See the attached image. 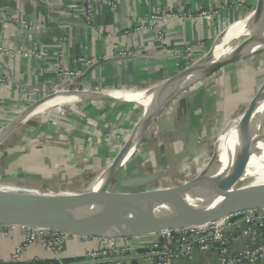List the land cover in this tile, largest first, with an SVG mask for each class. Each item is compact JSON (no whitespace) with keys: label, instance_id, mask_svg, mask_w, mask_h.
<instances>
[{"label":"crops","instance_id":"0c3cea01","mask_svg":"<svg viewBox=\"0 0 264 264\" xmlns=\"http://www.w3.org/2000/svg\"><path fill=\"white\" fill-rule=\"evenodd\" d=\"M114 1V10L99 8L93 20L84 25L79 9L73 8L77 0H0L1 10L39 24L28 37L15 23L0 22V47L13 52L0 54V77L7 81L0 86V133L5 123L44 98L58 93L78 96L62 108L50 110L53 114L62 112L59 121H53L51 113L41 115L49 126L41 146L20 153L8 144L0 145V178L12 174L17 186L79 190L71 188L72 182L81 183L89 171L98 174L105 170L124 144L130 140L134 144L132 130L126 136L130 130L117 133L113 129L130 125V118L142 107L133 100L117 99L109 92L122 85L130 91H143L168 79L184 59L196 58L211 43L213 47L219 43L256 5V0ZM154 9L187 17L163 24L160 37L153 29L137 33L138 26L147 25ZM205 11L214 13L211 19L200 16ZM77 57L90 59L91 65L74 66L72 60ZM256 58L249 55L228 64L173 97L136 139L134 149L128 150L112 188H117L120 181L139 180V187L124 188L125 191L152 189L160 183L162 190L169 191L190 180L189 175L202 173L211 159V135L223 127L225 131L227 120L247 108L264 84V73L255 65ZM62 69L75 71L76 76L72 83L59 87L63 83ZM53 90L56 92L51 95ZM33 120L36 119L27 123ZM169 186L172 188H166ZM234 229L231 233L237 234L245 227L238 223ZM22 239L19 228L8 235L0 234V264L87 258L89 251L98 248L97 240L79 236L66 242L61 253L54 255L41 243L33 242L22 251L18 261H13L12 254ZM146 242L147 239H130L125 245L133 252L155 249ZM251 245L242 238L231 243L229 251L238 253ZM177 246L174 240L168 250L174 251ZM149 254L135 253L129 259H144ZM122 260L116 256L113 262ZM217 262L215 250H195L188 257L174 259L173 264Z\"/></svg>","mask_w":264,"mask_h":264},{"label":"bare ground","instance_id":"6f19581e","mask_svg":"<svg viewBox=\"0 0 264 264\" xmlns=\"http://www.w3.org/2000/svg\"><path fill=\"white\" fill-rule=\"evenodd\" d=\"M249 21H246L245 23L243 19L239 21L237 25L230 29L223 39L214 46L215 48L222 47L217 49L216 52L212 54L211 58L203 59L201 62L197 64L195 63L192 67L189 66L185 70V74H180L178 77L171 79L167 83L158 82L155 83V85H149V87L143 91H130L127 89L119 90L113 95V97L119 98L120 100H136L142 101L141 103L145 102L144 104H147L149 107L150 115L153 112V107L157 101V96L159 95L158 92L160 90L163 96L162 98L166 97L167 99L179 89L189 86L198 80L199 75L192 72L200 70L206 71L219 64V66H221L228 60L244 58L263 49L264 6L260 7L257 13ZM251 21L256 23V26H253ZM168 83L170 84L167 85ZM160 87L161 89H158ZM154 90L155 92H153ZM72 97L73 95H55V97H52V100L48 102L50 105L48 107L52 110L57 106V102L60 101L64 104ZM44 107L45 106H43L41 110H44ZM227 130L228 129L224 132H227ZM6 133L7 131L4 132V135ZM139 133L140 129L136 131L134 141L139 137ZM216 151L219 158L217 167L197 186L185 189L184 187L186 184H184L168 191L171 195L170 199L153 203H139L140 207L151 213L154 212L155 215L166 216L168 219H172L178 205L183 200L187 201L191 207L189 214L190 217L177 228L159 231L144 227L132 220L129 216L123 214L116 204L108 207V211L102 215L99 222L93 223L89 226L100 229L104 236L110 238L142 237L143 235H149L152 238L156 234L164 233L165 231H178L207 225L210 222L200 224L199 221H207L222 215V208L216 204L222 199H228L230 197H234L235 199L264 198V102L253 114L251 111H247L245 114L241 115L237 121L233 122L230 131L223 135L218 141ZM108 172V168L99 172L91 184V189L95 191L103 188ZM240 172H243V176L240 179L239 186L235 189H220L218 192L216 191L213 193L214 196L219 197L216 202L207 204L205 198L195 196L197 193L203 192L204 190H214L216 185L230 181L235 174ZM158 190L162 189L160 188ZM0 193L19 192H14L0 186ZM60 194L55 191L51 193L49 190H44L41 191L40 195L34 194L33 196H27L25 194V201H31L37 204H50L59 201L62 198L70 197V195ZM43 195L54 196L57 198H50ZM224 218L225 217L219 218V220L221 221ZM226 221L228 220L226 219Z\"/></svg>","mask_w":264,"mask_h":264},{"label":"water","instance_id":"95a60500","mask_svg":"<svg viewBox=\"0 0 264 264\" xmlns=\"http://www.w3.org/2000/svg\"><path fill=\"white\" fill-rule=\"evenodd\" d=\"M262 2L263 0H256L254 11L261 7ZM244 20L246 19L244 18L243 21ZM251 23L253 26H256V23H254L253 21H251ZM211 49L208 53H210ZM240 59L243 58H236L232 61H227L221 66H219V64L206 71H194L192 73H197L199 75L198 80L196 81L198 82L201 79H204L215 73L216 71L222 69L226 65L234 63ZM187 68L188 67H185L176 75L169 77L166 80L169 81L178 77L180 74H185V70ZM169 84L170 83H168L167 85ZM189 86L179 89L175 94L169 96L167 99L166 97L162 98L163 96L160 90L158 92L159 95L157 96V101L153 107V112L147 117L146 114L143 115L142 120H140L132 130L131 139L135 137V133L138 129H140L141 133L144 132L150 125L152 120L159 114L161 109L180 91ZM158 89H161V87ZM153 92H155V90ZM263 102L264 84L260 87L243 114H245L247 111H251V113L253 114ZM130 141L123 145V147L120 149V151L112 161L111 165L108 167L109 172L106 176L104 186L99 190L94 191L93 189H90L81 193L69 192L70 197L62 198L61 200L52 202L50 204H37L31 201H25L26 195L21 193H0V225H16L45 230L50 229L76 236H102L104 234L100 229L93 228L89 225L99 222L102 218V215L106 211H108V207L116 204L123 212V214L129 216L132 220L144 227L159 231L172 230L174 228H177L190 217L189 214L191 207L187 201L183 200L178 205L173 218L168 219L166 216L155 215L154 212L151 213L150 211L139 206V203L141 202L153 203L170 199L171 195L167 190L150 189L136 192L125 191L124 188L139 187L140 182L138 179L136 183H130L129 180L120 181L119 185H117V189L111 187L118 168L122 164V161L128 153V150L132 146V141ZM218 162L219 158L216 151V153L214 154V158L211 161V167L213 168L208 171V173L206 172L200 174L198 177L186 183L184 188H193L204 181L217 167ZM242 176L243 172L237 173L230 181H227L226 183L220 185H216L214 187V190H204L203 192L197 193V195L195 196L205 198L207 204L214 203L219 197L214 196L213 193H215L216 191L218 192L220 189H235L239 186V182ZM121 189H124V191H122ZM216 204L220 208H222L223 214L207 221H199L200 224L213 222L219 220V218L226 216L230 217L228 220L229 223L234 224L235 222L240 220V218L243 216V212L249 210L264 209V198L235 199L234 197H230L228 199H222ZM234 230V227H231L225 230V233L228 234L233 232ZM142 250L143 251L137 250L136 252L131 251L130 253H126L127 256L125 257H127L128 259H124L119 263L112 262L111 264H151L149 261H146L143 258L132 260L129 259V257L131 255H134L135 253L144 254L150 252H161L163 249L155 248ZM88 261L89 259L84 257H69L59 260L45 259L43 261H36L30 264H78L86 263ZM13 264L19 263L15 262Z\"/></svg>","mask_w":264,"mask_h":264},{"label":"built area","instance_id":"2783aa9c","mask_svg":"<svg viewBox=\"0 0 264 264\" xmlns=\"http://www.w3.org/2000/svg\"><path fill=\"white\" fill-rule=\"evenodd\" d=\"M48 1V0H47ZM62 1V0H54ZM101 7L115 9L116 3L114 0H77V3H74L73 8L79 9V14L81 17L80 20L84 25H88L94 18L97 10ZM213 12L205 11L200 14L203 18H212ZM78 17V18H79ZM187 17L182 13L166 12L161 9H154L147 21V25H140L135 30L137 33H145L146 31L153 29L155 35H162L161 26L166 24L168 21L183 19ZM188 18H192L188 16ZM0 22L6 24L7 22L15 23L28 34V37H31L32 33L39 28L38 23H34L25 18H18L17 15L11 12H6L0 9ZM10 53L12 51H7L5 48L0 47V54ZM26 53V52H24ZM72 60L73 64H83L91 65V60H82L77 57ZM82 62V63H80ZM76 72L68 69H62L60 71L61 83L60 86H64L65 83L71 82L75 79ZM6 77H0V86L5 85ZM59 86V85H58ZM264 211V210H263ZM248 212V211H246ZM229 220V219H228ZM244 224L245 229L240 233L230 234L225 233V230L234 227L235 225H227L226 220L217 221L215 227H209L205 225L199 227L200 229H183L174 231H165L162 239L156 238L154 240L153 248H162L163 250L159 253L150 252L149 255H146L144 259L149 261L151 264H173L174 259L183 258L190 256L193 251H209L215 250L218 255V262L216 264H259L264 262V217H255L250 216L246 219L240 220ZM14 228H19L23 232L22 243L16 247L14 253L12 254V260L18 261L20 254L24 251L28 245L33 242H39L41 245L49 252L54 255L61 253L66 242L78 238L79 236L71 235L67 233H62L56 230L48 229H37L29 228L24 226L16 225H0V234L8 235V233ZM166 236V237H165ZM247 239L251 242V246L246 247L238 253H230L229 247L231 243L238 241L239 239ZM177 241L178 246L174 251L168 250V246L172 241ZM129 251L131 252V247L125 245H112L108 247H100L97 250H92L87 253V258L89 259L86 263L78 264H111L113 261H105V263H97L100 256H105L106 254L117 253L118 251Z\"/></svg>","mask_w":264,"mask_h":264},{"label":"rangeland","instance_id":"374dc122","mask_svg":"<svg viewBox=\"0 0 264 264\" xmlns=\"http://www.w3.org/2000/svg\"><path fill=\"white\" fill-rule=\"evenodd\" d=\"M262 6H264V0L262 2L261 7ZM254 10H255V5L248 12L247 16H245L246 20H244V23L246 21L250 20L257 13V11L259 9H257L256 11H254ZM219 37L217 39H219ZM213 45L214 44L211 43L209 45V47L205 51H202L196 58L193 57V56H190V57L184 59V61L181 62L178 65V68L175 69V71L170 75V77L176 75L179 71H181L185 67H189V66L192 67V66L195 65V63L197 64V63L201 62L203 59L211 58L212 54L215 53L217 49L222 47V46H220V47H216L215 48V47H213ZM210 49H211V51H210V53H208ZM251 55H254V57L257 56V58L255 59V61H256L255 65L257 67H261V71L264 73V48L254 52ZM202 57H204V58H202ZM77 59H79V58H76V61H77ZM80 59H82L84 61V60H87L88 58H80ZM228 61H232V60H228ZM80 63H82V62H80ZM73 65L77 66V64H73ZM79 65L84 66V67H89V65H83V64H79ZM200 71H203V70H200ZM161 82L166 83V82H168V80L163 79V81H161ZM70 83H72V82H70ZM59 87H60V85H59ZM124 88H125V86L122 85L120 87V89L117 88V89H115V90H113V91H111L109 93L113 96L119 90H126ZM126 88H128V87H126ZM55 90H53L50 94L53 95V93L56 92ZM57 95H60V93H58ZM72 95H73V97L71 99H69L68 102L75 101L78 98V96H76L75 94H72ZM72 95H70V96H72ZM52 97H55V95L40 100L39 102H37L32 107H30V108L26 109L24 112L20 113L17 117H14L12 119V121L10 123H8L7 125L5 123V125H3L1 127V129L2 130L4 129V130L2 131V133H0V145L1 146H4V145L7 146V144H8V145H10V146H12L14 148V151H19L20 153L28 151L29 148H31L33 146H36V147L41 146L43 144V135L48 132V131H45V128L49 127V126L45 125V124H47L46 120H45L46 117L43 118V117H41V115L43 116L45 114L51 113L50 115H52V120L54 121V119H55L56 121H59L60 120L59 116L62 114V112L60 114L59 111L56 114H53L52 111H50L51 108L48 107V106H50L48 102L50 100H52ZM117 99H119V98H117ZM133 101L136 102L142 108H140V110L137 113L134 114L135 115L134 117L130 118L131 119L130 125H128L127 127L126 126H120V127H116V129L114 128L113 130H116L117 133H119V132L123 131L124 129H126V130H130V132H128L127 135H126V136H129V134L131 133V130H133L135 128V126L137 125V123L140 120H142L143 115L146 114V117L149 116V113H150L149 107H148L147 104H144L145 102L141 103L142 101H136V100H133ZM68 102L63 104L62 102L59 101V102L56 103L57 106L54 107V109H52V110L60 109V108H62V106L67 105ZM45 104H47V105H45ZM43 106H45L44 110H41L43 108ZM39 110H41V111H39ZM245 110H246V108L243 107L240 112H238L235 116H233V117H231L230 119L227 120V124H226V126H228L227 127V129H228L227 132L223 131V129H224V127H223L221 131L218 130L213 135H211V137H210V141H211V159H210V161H209V163L207 165L204 163L205 167L203 169V172L200 173V174H203V173H206V172L208 173V171H210L213 168V167H211V161L214 158V154L213 153H216L218 141L221 139V137L223 135L227 134L230 131L231 125L233 124V122L237 121L240 118V116L243 115V112ZM62 118L65 119L63 117V115H62ZM135 118H136V120H135ZM32 119H36V120L35 121L34 120L30 121V122L27 123V121L32 120ZM133 122H135V123H133ZM131 124H133V125H131ZM5 131H7V133L4 135ZM140 134H141V131L139 133V136H140ZM120 135H121V133H120ZM135 141H134L132 150L135 147ZM115 147L117 148V145H115ZM110 163L107 164V166L110 165ZM91 172L94 173V176H91V174H90ZM200 174L189 175L188 178L190 180H193L194 178L198 177ZM96 176H97V172L95 170H92V171H89V173L87 175V178H84L81 183L72 182L71 188H76V189L79 188V190L73 191V192L81 193V192H85V191L90 190L91 189V184H92L93 180L96 178ZM190 180H185L183 182H180V183H178V186H176V187H180V186L186 184L187 182H189ZM0 183H1L0 186L4 187L6 189H9V190L14 191V192H19L21 194H26L27 196H33L34 194L40 195L41 191H44V190H49L51 193L55 191L58 194L61 193L60 195H69V192H72V191H67L66 189H58V187H54V188L51 189V188H48V187H43L42 185L36 186V188L35 187L32 188V187L17 186L14 183H18V182L16 181V179L14 178V175H12V174L8 175L7 177L0 178ZM162 186H161V183H160L156 187H152V189H155V188L156 189H160V187L162 189ZM166 188H172V187L169 186V187H166ZM166 188H164V189H166ZM115 189H117V188L115 187ZM121 190L124 191V189H121ZM142 190H150V189H141V190L140 189L139 190L135 189L134 191L136 192V191H142ZM65 193H67V194H65ZM43 196H47V195H43ZM47 197L57 198V197H54V196H47ZM242 215L243 216L240 218V220H242L244 218L246 219L247 217H250V216L263 218L264 217V211L262 209L249 210L248 212H243ZM229 218L230 217L227 216V217L224 218V220H226V219L228 220ZM240 220L235 222L234 225L237 226L238 223H241ZM216 222L217 221H213V222L208 223L207 225L212 228V227H215ZM226 223H227V225H232L231 223H229V221H226ZM199 227H203V226H198V227L192 228V229H200ZM172 232L175 233V234L177 233V232H174V231H172ZM160 236H163V234H161V235L160 234H156L152 238L149 235H145V236L143 235L142 237L136 236V237H125V238H110V237H106L104 235L96 236V237H94V236H80V237L82 239H95V240H97L98 248H100V247H104V245L106 247H108L110 244H112V245L116 244L118 246L119 244L124 243V241H128L130 239H147L146 243H149L150 245H154V240L156 238H158V239L164 238V237H160ZM126 253H130V252L127 251ZM126 253H125V251H121L120 250L117 253L106 254L105 256L99 255L100 258H99V261L97 263H105V261H109V260L113 261V259L116 258V256H121V258H123V260H124L125 256H127ZM159 254H161V253L159 252Z\"/></svg>","mask_w":264,"mask_h":264}]
</instances>
